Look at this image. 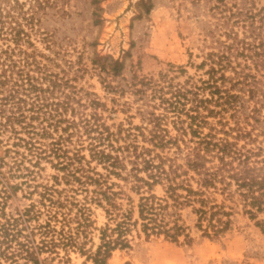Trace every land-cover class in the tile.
<instances>
[{"label": "trees", "instance_id": "trees-1", "mask_svg": "<svg viewBox=\"0 0 264 264\" xmlns=\"http://www.w3.org/2000/svg\"><path fill=\"white\" fill-rule=\"evenodd\" d=\"M10 2L0 0V142L9 146L6 154L22 147L35 164L49 161L62 172L66 193H83V199L43 187L41 206L30 205L15 216L6 214L0 202V264L62 259L59 251L65 256L78 247L75 236L88 203L101 208L109 222L90 258L93 264H106L113 250L129 249L141 237L188 241L179 224L185 208L209 238L219 237L230 225L232 208L225 202L241 205L250 219L264 213V146L252 136L264 107V81L257 78L260 74L264 79V59L251 45L219 43L202 56L195 68L206 69L194 82L173 83L163 74L156 79L134 76L131 89L141 123L112 131L97 112V101L76 102L75 107L73 91L47 73L34 50L27 51L23 25L32 19L22 16V24ZM238 56L249 59L252 68L236 70ZM109 67L113 75L118 73L117 62ZM111 177L130 181L140 195L135 219L128 198V208L117 202L123 195L112 190ZM156 186L161 197L152 193Z\"/></svg>", "mask_w": 264, "mask_h": 264}, {"label": "rangeland", "instance_id": "rangeland-1", "mask_svg": "<svg viewBox=\"0 0 264 264\" xmlns=\"http://www.w3.org/2000/svg\"><path fill=\"white\" fill-rule=\"evenodd\" d=\"M8 2V6L16 9L14 14L23 20L22 24L25 22L22 16L32 19L23 25L28 34L27 51L34 50L36 60L45 66L47 73L67 84L68 90L73 91L69 94L75 107L76 102L97 101V112L112 131L118 126L127 129L141 123L136 114L139 101L131 89L134 76L156 79L163 74L173 83L194 82L206 69L195 68L202 56L219 47V43L231 40L251 45L252 51L264 59V0ZM110 62L119 64L116 75L110 71ZM234 62L236 70L245 65L251 67L249 59L239 56ZM226 74L232 76L229 71ZM257 78L264 81L260 74ZM260 94L264 95V83ZM260 101L264 103L263 98ZM257 118L261 122L255 125L252 136L264 146V107L260 108ZM7 148L4 141L0 142V202H4L6 214L15 216L30 205L40 207L39 194L43 187L55 188L60 196L74 195L82 202L83 193H66L68 186L61 179L62 172L49 161L40 160L35 164L36 159L22 147L10 148L6 154ZM83 154L88 158L86 152ZM91 167L104 174L94 163ZM109 183L115 184L111 187L114 192L121 191L123 196L118 198L122 199L117 202L123 208H128L127 198L131 201L135 219L140 195L131 189V182L111 177ZM152 193L158 197L163 195L159 186ZM216 200L221 202L219 196ZM224 204L232 208L230 225L219 237L203 236L197 228V217L190 208H185L179 212V224L185 228L188 241L182 237L177 243L163 238L144 241L141 237L129 249L113 250L106 264H264V213L250 219L243 214L241 205L229 201ZM86 206L84 224L77 228L79 235L75 236L78 247L65 256L59 251L62 259L54 257L41 264H93L90 258L100 244L101 230L109 222L94 203ZM71 226L76 228L74 222ZM44 258L45 255L40 260Z\"/></svg>", "mask_w": 264, "mask_h": 264}]
</instances>
